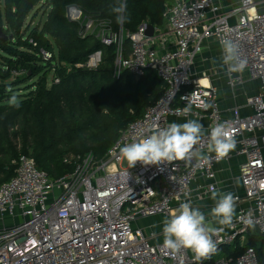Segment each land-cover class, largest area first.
I'll return each instance as SVG.
<instances>
[{
	"label": "built area",
	"instance_id": "obj_1",
	"mask_svg": "<svg viewBox=\"0 0 264 264\" xmlns=\"http://www.w3.org/2000/svg\"><path fill=\"white\" fill-rule=\"evenodd\" d=\"M67 18L80 25L81 35L116 47V77L125 70L136 77L152 70L165 83V91L142 118L121 132L103 160L92 154L80 157L75 172L62 179L52 180L32 158L20 157L14 178L0 186L1 223L22 218L19 224L0 229V264H262L248 236L253 228L264 234V86L247 100L249 116L236 112L226 119L216 88L209 79L205 85L194 78L193 68L205 41L220 45L222 39H230L247 63L242 73L227 72L229 86L243 84V74L264 84V0H172L164 13L166 26L154 27L152 37L147 35L149 23L135 33H114L109 22L86 17L76 5L68 7ZM126 39L131 41L129 57ZM102 57L98 50L78 67L96 69ZM188 105L191 111L185 114ZM171 118L209 119L196 146L208 161L137 162L128 168L120 148L145 138L153 124L166 127ZM225 121L233 126L236 147L217 162L215 154L207 152V140L211 127ZM234 156L243 158L240 188L235 190L236 215L232 226H216L221 230L213 236L214 252L200 260L187 250L173 255L158 241L162 233L148 235L133 227L139 219L170 217L186 199L193 206L211 196L213 188L221 190L219 165ZM230 247L234 254L224 251ZM221 252L224 257L217 259Z\"/></svg>",
	"mask_w": 264,
	"mask_h": 264
},
{
	"label": "trees",
	"instance_id": "obj_2",
	"mask_svg": "<svg viewBox=\"0 0 264 264\" xmlns=\"http://www.w3.org/2000/svg\"><path fill=\"white\" fill-rule=\"evenodd\" d=\"M171 1L126 0L127 20L117 23L111 9L118 0H0V29L10 36L0 41V186L14 178L21 156L32 158L52 180L74 173L80 157L92 154L103 160L121 132L165 91V83L152 70L141 77L125 70L116 77V47L81 35L80 25L67 18L68 7L79 6L86 17L109 22L114 33L128 34L144 23L164 28ZM40 4L49 9L46 20L25 29L26 19ZM125 49L129 57V39ZM98 50L103 57L96 69L78 67ZM48 73L53 74L51 85ZM35 78L28 94H17L18 87ZM13 95L19 108L9 104ZM259 235L260 245L250 240L249 246L264 264V234Z\"/></svg>",
	"mask_w": 264,
	"mask_h": 264
},
{
	"label": "clouds",
	"instance_id": "obj_3",
	"mask_svg": "<svg viewBox=\"0 0 264 264\" xmlns=\"http://www.w3.org/2000/svg\"><path fill=\"white\" fill-rule=\"evenodd\" d=\"M116 15V22L123 23L127 20L126 0H118L112 6ZM222 49V66L227 67V72L242 73L246 60L240 58L238 45L230 39L220 41ZM10 106L19 108L20 103L13 95L9 101ZM207 107V105H200ZM187 114L191 105L183 109ZM150 133L145 138L124 144L120 148L121 156L127 161L128 168L134 167L137 162L143 165H155L161 161H186L191 163L195 158L198 162H207L208 156L202 154L196 147L204 137V126L197 120H188L184 123L172 122L166 127L157 124L150 126ZM236 147L233 126L225 121L211 127L207 140V152L214 153L217 162L225 159ZM211 198L215 201L209 215L212 221L221 226H232L236 215L238 196L233 192H223L213 188ZM212 221L206 219L204 212L199 207H193L190 199L179 204V208L162 221L163 244L162 247L173 255L191 251L197 260L214 252L216 245L213 241L221 229L212 226ZM251 223V218L246 221Z\"/></svg>",
	"mask_w": 264,
	"mask_h": 264
},
{
	"label": "crops",
	"instance_id": "obj_4",
	"mask_svg": "<svg viewBox=\"0 0 264 264\" xmlns=\"http://www.w3.org/2000/svg\"><path fill=\"white\" fill-rule=\"evenodd\" d=\"M194 78H202V75L209 74L210 84L216 88L218 100L220 103V109L223 118L230 119L235 116V113H239L240 116H249L252 112L251 108L247 105V100L258 94L262 87L260 86L261 81H251L246 74L244 76V83L237 86L235 89L231 88L228 84L227 67L222 66V51L220 45L216 41H205L203 44V52L197 59L195 67L193 68ZM245 85H247L245 87ZM254 86V87H253ZM245 87V88H244ZM203 124L205 132L210 125V121L207 118L193 119ZM170 123H184L185 119L171 118ZM243 158L234 156L229 161L223 162L219 165L218 173L220 184L219 187L223 192H233L239 190V168ZM233 180V181H232ZM215 201L209 196L206 200L196 201L193 207H199L204 212L206 219L212 221L209 215L211 208L214 206ZM219 225L215 221H212V226L216 227Z\"/></svg>",
	"mask_w": 264,
	"mask_h": 264
},
{
	"label": "rangeland",
	"instance_id": "obj_5",
	"mask_svg": "<svg viewBox=\"0 0 264 264\" xmlns=\"http://www.w3.org/2000/svg\"><path fill=\"white\" fill-rule=\"evenodd\" d=\"M231 2H234V0H230ZM49 11V9L47 8L46 5H38L34 11L30 14V16H28V18L26 19L25 22V29L28 30H33L36 28V26L38 24H42L46 18H47V12ZM131 52H132V47H131ZM2 61V59H0V62ZM47 71H45L43 73L46 74ZM202 78L199 79H209V74L208 75H202ZM48 78H49V85H51L52 81H53V74L52 73H48ZM38 80V78L33 79L32 81H30L28 84L26 85H22L20 87L17 88V94L19 95H25L28 94V89L31 85H33L36 81ZM247 85H245L246 87ZM260 86L263 87L264 84L260 83ZM244 87V88H245ZM254 87V86H253ZM250 98V97H249ZM248 98V99H249ZM167 218V216H153L147 219H139L137 220V222H134L133 227L134 228H141L143 230L146 231V233L149 235L152 232H154L155 234H160L162 233V221ZM22 221V218H16V221L14 219H6L5 224H2L1 220H0V229L3 228H7L10 227L11 225L14 224H19ZM260 235H259V230L257 228H253L251 229V233L248 236V240H252L254 241L257 245H260L261 243V239H260ZM163 241V235L159 237L158 241ZM224 251H227V253H231L234 254L235 250L233 247L230 248H225ZM225 255V252H221L217 259H221L223 258Z\"/></svg>",
	"mask_w": 264,
	"mask_h": 264
},
{
	"label": "water",
	"instance_id": "obj_6",
	"mask_svg": "<svg viewBox=\"0 0 264 264\" xmlns=\"http://www.w3.org/2000/svg\"><path fill=\"white\" fill-rule=\"evenodd\" d=\"M147 35L149 37H152L154 35V26L149 25L147 27ZM10 38V36H7L3 33V31L0 29V41H7Z\"/></svg>",
	"mask_w": 264,
	"mask_h": 264
},
{
	"label": "bare ground",
	"instance_id": "obj_7",
	"mask_svg": "<svg viewBox=\"0 0 264 264\" xmlns=\"http://www.w3.org/2000/svg\"><path fill=\"white\" fill-rule=\"evenodd\" d=\"M202 84H205V85H207V84H209V82H208V80L207 79H202Z\"/></svg>",
	"mask_w": 264,
	"mask_h": 264
}]
</instances>
